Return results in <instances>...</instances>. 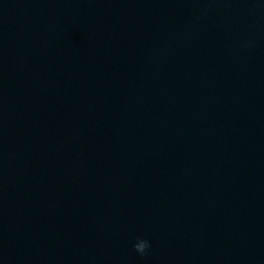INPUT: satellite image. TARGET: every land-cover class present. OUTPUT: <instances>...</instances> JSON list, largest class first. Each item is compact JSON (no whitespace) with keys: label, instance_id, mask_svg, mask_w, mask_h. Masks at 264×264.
Here are the masks:
<instances>
[{"label":"water","instance_id":"95a60500","mask_svg":"<svg viewBox=\"0 0 264 264\" xmlns=\"http://www.w3.org/2000/svg\"><path fill=\"white\" fill-rule=\"evenodd\" d=\"M0 264H264V0H0Z\"/></svg>","mask_w":264,"mask_h":264},{"label":"clouds","instance_id":"9594fccd","mask_svg":"<svg viewBox=\"0 0 264 264\" xmlns=\"http://www.w3.org/2000/svg\"><path fill=\"white\" fill-rule=\"evenodd\" d=\"M150 247L151 242L143 238H137V242L134 244L135 250L141 255H145Z\"/></svg>","mask_w":264,"mask_h":264}]
</instances>
